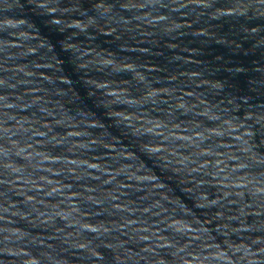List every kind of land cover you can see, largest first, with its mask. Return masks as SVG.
I'll return each mask as SVG.
<instances>
[{"label": "water", "instance_id": "obj_1", "mask_svg": "<svg viewBox=\"0 0 264 264\" xmlns=\"http://www.w3.org/2000/svg\"><path fill=\"white\" fill-rule=\"evenodd\" d=\"M0 264H264V0H0Z\"/></svg>", "mask_w": 264, "mask_h": 264}]
</instances>
